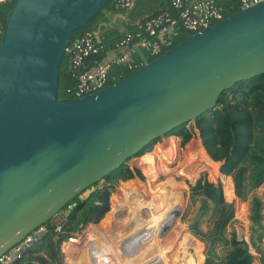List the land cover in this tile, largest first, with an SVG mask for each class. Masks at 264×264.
<instances>
[{
	"label": "water",
	"instance_id": "1",
	"mask_svg": "<svg viewBox=\"0 0 264 264\" xmlns=\"http://www.w3.org/2000/svg\"><path fill=\"white\" fill-rule=\"evenodd\" d=\"M110 1L16 0L5 20L0 40V257L149 143L169 138L173 129L213 110L236 83L264 74L260 0L189 35L95 94L59 98L65 48ZM180 217L174 209L158 235L166 236ZM188 229L213 257L214 240L221 235L206 236L196 222Z\"/></svg>",
	"mask_w": 264,
	"mask_h": 264
},
{
	"label": "trees",
	"instance_id": "2",
	"mask_svg": "<svg viewBox=\"0 0 264 264\" xmlns=\"http://www.w3.org/2000/svg\"><path fill=\"white\" fill-rule=\"evenodd\" d=\"M15 2L16 0L0 2V40L6 24L5 20ZM114 2L115 0H111L101 12L88 22L85 28H80L77 31L93 30L95 25L104 21L102 18L104 11L123 12L113 8ZM168 3L169 0H137V6L144 8L142 13L166 7ZM237 12L238 10L224 9L225 18ZM91 24L92 26H90ZM189 35L180 32L173 46L186 40ZM66 73L67 66L61 67L59 80L61 77H65ZM241 113H247L249 119L233 117ZM213 115L226 121L233 129L232 133H236L242 128L251 134L247 147L232 154V162L227 168V175L232 180L236 197L241 201L248 202L249 221L252 225L258 226L254 230L253 238L261 242V236L257 237V231L261 230L260 221L264 209V193L261 198L253 195V193L255 189L264 185V74L236 83L220 95L213 110L201 115L196 121ZM192 125L193 122H190L173 129L166 135V137L170 136L166 143L157 144L160 139L152 141L138 155L131 158L140 157L134 160V165L144 174L145 182L133 181L142 176L139 170L127 166L126 163L131 160L128 159L123 166L99 182L103 184L100 188L89 193L84 200L75 199L73 201L75 207L60 234H46L12 264H62V243L73 233L82 231L91 224L86 233L89 236L101 235L106 246L103 249L95 250L94 248L85 249L84 246L77 248L75 245H64L63 253L66 264H102L103 259H106L108 264H134L138 257L145 264L150 259L151 264H162L164 255L169 252L168 248L162 247L155 250L156 255L153 259L147 255L151 241L155 238V226L167 215L170 202V192L163 189L164 185L157 184L156 181L160 174L171 173L168 166L171 162L178 160L179 154L178 142L175 137L180 139V147L183 148L194 135L195 130ZM195 140L198 144V150L206 162L203 159L200 161L194 143H190L184 152L187 163L182 165L180 175L194 178L206 171L210 177L214 178L218 172L220 173V166L210 159L198 137ZM230 142L231 150L234 151L237 147V139L233 137ZM210 163L216 167L218 172ZM120 182H124L121 185L123 187H120L113 194L115 187ZM167 184L182 186L181 183L175 182L170 177L167 179ZM188 188L190 198L196 199L199 203L198 219L201 221L207 215L213 219L212 228L205 235L215 237L220 234L221 238L215 239L214 242H226V245L230 246L235 254L234 264H252L254 257L248 250L255 257H259V255L254 249L250 236H246L244 233L247 244L244 240L238 241L236 238L230 243L223 239L225 228L233 217L234 207L232 203L225 201L221 185H215L202 176L194 184L188 183ZM88 190L82 194L86 195ZM133 239L135 240L134 246L131 245ZM91 250H93V254L90 253ZM85 252L89 254L87 255ZM194 257V252L190 255L184 252L181 257H178L177 262L171 260L166 262L167 264H191ZM260 257V263L264 264V245L260 250ZM201 264L217 263L214 257H209Z\"/></svg>",
	"mask_w": 264,
	"mask_h": 264
},
{
	"label": "built area",
	"instance_id": "3",
	"mask_svg": "<svg viewBox=\"0 0 264 264\" xmlns=\"http://www.w3.org/2000/svg\"><path fill=\"white\" fill-rule=\"evenodd\" d=\"M259 1L235 0L239 10H245ZM133 2L134 0H115L113 8L125 11L132 7ZM223 19H225L223 9L215 0H169L166 8L145 18L136 31L123 35L112 48L105 46L94 32L84 31L65 48V55L69 57L70 63V71H67L66 77L73 85L66 87L63 93L66 99H80L95 94L125 78L122 72L118 77L112 76L117 68L133 73L154 57H160L172 48L180 32L191 35ZM140 51L144 53L143 57L141 60H135L134 57ZM74 207L73 201L68 203L49 223L35 229L3 254L0 257V264L14 263L46 234H60ZM81 233L82 231L80 234L73 233L61 247L79 246L83 240L95 250L106 246L101 235L89 236L88 233L85 235Z\"/></svg>",
	"mask_w": 264,
	"mask_h": 264
},
{
	"label": "rangeland",
	"instance_id": "4",
	"mask_svg": "<svg viewBox=\"0 0 264 264\" xmlns=\"http://www.w3.org/2000/svg\"><path fill=\"white\" fill-rule=\"evenodd\" d=\"M133 14L140 16L143 13H141L140 8L137 7L135 11L133 12ZM90 26H92V24ZM81 32H82L81 30L74 32L70 43L75 41L76 38L81 34ZM183 33L187 34L186 32H183ZM156 58L158 57H154L153 60ZM68 61H69V57L67 55H64L62 62H61V67L64 68L65 66H67ZM72 85L73 84L69 80V78H67L66 76L61 77L59 80V84H58V91H57L58 97L66 98V96L63 93L64 89ZM233 117L234 118L238 117L239 119L240 118L249 119V115L247 113H241ZM192 126H193V129L195 130L194 135L190 139V142L187 143L183 148L180 147V139L175 137V139L178 142V147H179L178 160L171 162V164L168 166V168L171 170L170 174L166 175L162 173L157 177V181H156L157 184L164 185L162 187L163 189L170 192V202L168 204L167 215H169L174 209H179L181 211V217L176 221L175 225L171 228V230L164 237H160L158 233L160 231L161 224L166 219L167 215L162 221H160L155 226L156 228L155 238L151 241V246L148 249V253L147 251L146 253L150 258L153 259L154 256L156 255L154 252L155 250H159L162 247L168 248L169 252L164 255L162 264H167L166 262L167 260L177 262L178 257H181L184 252H186L189 255L194 252L195 257H194L193 263L191 264H201L207 258L211 257L207 252V246L205 242L200 240L198 236H196L192 231L188 229V227L195 222L198 224V229L204 234L209 233L210 229L212 228L213 219L210 218V215L203 217L201 221L198 219L199 203L196 199L190 198V192L188 188V183L194 184L196 180L204 176L207 178L209 182L215 185L217 184L221 185L223 189L225 201H227L228 203H232L234 207L233 217L225 228L223 239L226 240L227 242L229 241L230 243L232 242L234 238H236L238 241L244 240L246 243L244 233L246 236H250L253 242L254 249L257 251V255H259V257H255L252 254V252L248 250L249 253L254 257V261L252 264H261L260 263V259H261L260 250L262 246L264 245V209L261 213V221H260L261 230L257 231L258 232L257 237L261 236L262 241L258 242L254 240L253 238L254 230H256L258 227L252 225L248 217L249 204L247 201H241L240 199L236 197L232 180L230 176L227 175V168L231 165V162H232V159H231L232 154H234L239 149H243L244 147H247L250 141L251 134H249L248 131L242 128L241 130H238V132L232 133L231 131H233V129L231 128V126H229L226 123V121L220 120L219 118L215 117V115L209 118H202L197 121L195 120L193 121ZM196 137H198L203 149L209 155L210 159L220 166L219 167L220 173H219L216 167L210 163L212 166H214V168L218 172V174L214 178L210 177L209 173L206 171H203L197 177H194V178L193 177H182L180 175L181 170H182L181 169L182 165L187 163L184 152L186 151V147L190 143H194L195 149L197 150L200 156L199 158L200 161L203 159L206 162V160L204 159V157L198 150V144H197V141L195 140ZM233 137L237 139V147L235 148L234 151L231 150V142H230L231 138ZM167 140L168 138L160 139V141L157 144H164L166 143ZM138 158L129 160L126 163L127 166H129L131 169L139 170L138 168L134 167L135 166L134 160H137ZM229 160H230V163H229ZM140 173L142 177L141 178L137 177L133 181L139 179L142 181L141 183L145 182L146 178L144 174L141 171ZM168 177L172 178L175 182L181 183L182 186H173L171 184L170 185L167 184ZM122 184L123 182H120L115 187V191L113 192V194L120 187H123L121 186ZM102 185L103 184L101 182L97 186L91 187L90 190H88V192H86L85 194H89L93 192L96 188L101 187ZM263 193H264V185L255 189L253 195L261 198ZM83 196L84 195L81 194L76 199L80 200L83 198ZM89 227H91V225L86 226L82 230L81 234L82 235L87 234L86 232ZM78 233L80 234V231ZM131 245L132 246L135 245L134 239L131 241ZM83 246L85 247V249L94 248L90 244L87 245L86 240H83L80 243V245L76 247L81 248ZM213 249H214V254H215L213 257L217 264H230L234 260L231 254L233 250L228 253V251L230 250V246L226 245V242H214ZM61 253H62V264H66V259L62 251V247H61ZM147 260L149 261L148 258ZM134 262H135L134 264H145L140 261V257L136 258ZM147 264H151V259Z\"/></svg>",
	"mask_w": 264,
	"mask_h": 264
},
{
	"label": "crops",
	"instance_id": "5",
	"mask_svg": "<svg viewBox=\"0 0 264 264\" xmlns=\"http://www.w3.org/2000/svg\"><path fill=\"white\" fill-rule=\"evenodd\" d=\"M215 1H216V4L223 9V12H224V9L225 10L228 9L229 11H233V10H238L239 11V8L237 7V4H236L235 0H215ZM137 7L140 8V12L142 13L143 12L142 9H144V8H142V6H137V0H134L133 5H132V7L130 9L125 10L123 12L114 13V12H111V11H104L103 15H102V18H104V21L102 23H100V24L95 25V28L93 30H91V31L94 32L97 35L99 40L105 46H107L109 48H112L114 46V44L123 35L136 31L139 28V25L141 24V22L145 18H147L148 16H152L155 13H157L158 11L166 8V7H162L160 9H156L154 11L153 10H149L148 12H144L143 14H141L139 16V15H134L133 14V12L135 11V9ZM143 54L144 53L142 51H140L134 57V59L135 60H141V58L143 57ZM120 72L123 73L125 78L128 77L127 75L131 74V72H127L124 69L117 68L113 72L112 76L118 77ZM138 181H139V179H138ZM98 188H100V187H98ZM88 195L89 194L84 195L83 198L80 199V200H84ZM62 251H63V248H62ZM230 251H232V250L230 249L228 251V253ZM231 254H232V258L234 259V257H235L234 252L232 251ZM229 259H230V257H229ZM230 264H234V260Z\"/></svg>",
	"mask_w": 264,
	"mask_h": 264
},
{
	"label": "bare ground",
	"instance_id": "6",
	"mask_svg": "<svg viewBox=\"0 0 264 264\" xmlns=\"http://www.w3.org/2000/svg\"><path fill=\"white\" fill-rule=\"evenodd\" d=\"M87 190H88V189H87ZM75 246H77V245H75ZM101 262H102V264H108V262H107L106 259H103Z\"/></svg>",
	"mask_w": 264,
	"mask_h": 264
}]
</instances>
